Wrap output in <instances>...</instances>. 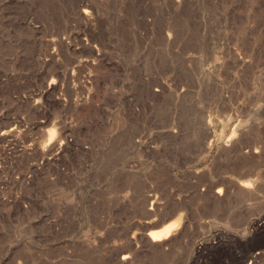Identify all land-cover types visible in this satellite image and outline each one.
Masks as SVG:
<instances>
[{"label":"rangeland","instance_id":"374dc122","mask_svg":"<svg viewBox=\"0 0 264 264\" xmlns=\"http://www.w3.org/2000/svg\"><path fill=\"white\" fill-rule=\"evenodd\" d=\"M263 257L264 0H0V264Z\"/></svg>","mask_w":264,"mask_h":264},{"label":"bare ground","instance_id":"6f19581e","mask_svg":"<svg viewBox=\"0 0 264 264\" xmlns=\"http://www.w3.org/2000/svg\"><path fill=\"white\" fill-rule=\"evenodd\" d=\"M85 16V15H84ZM235 135V134H234ZM233 136V135H232ZM228 140V139H227ZM249 181V180H248ZM247 180H243L242 182L239 183L240 185V189L242 191V193H247V195L249 194V190L248 188L250 187L249 182L251 183V181L248 182ZM173 228V224H168L167 226H164L161 229L152 231L149 233V237L152 241H156V240H160L163 237H166V235L168 234V232ZM264 258V257H263Z\"/></svg>","mask_w":264,"mask_h":264}]
</instances>
